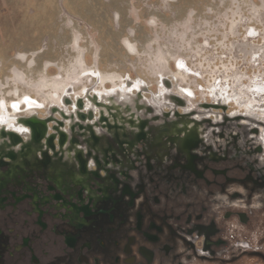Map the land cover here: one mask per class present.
<instances>
[{
  "label": "flooded vegetation",
  "instance_id": "af4514ba",
  "mask_svg": "<svg viewBox=\"0 0 264 264\" xmlns=\"http://www.w3.org/2000/svg\"><path fill=\"white\" fill-rule=\"evenodd\" d=\"M95 110L0 137V264H264V144Z\"/></svg>",
  "mask_w": 264,
  "mask_h": 264
},
{
  "label": "rangeland",
  "instance_id": "374dc122",
  "mask_svg": "<svg viewBox=\"0 0 264 264\" xmlns=\"http://www.w3.org/2000/svg\"><path fill=\"white\" fill-rule=\"evenodd\" d=\"M83 106L264 144V0H0L7 135Z\"/></svg>",
  "mask_w": 264,
  "mask_h": 264
},
{
  "label": "bare ground",
  "instance_id": "6f19581e",
  "mask_svg": "<svg viewBox=\"0 0 264 264\" xmlns=\"http://www.w3.org/2000/svg\"><path fill=\"white\" fill-rule=\"evenodd\" d=\"M117 89H118V88H117ZM117 89L114 87V89H112V92H113V91H116ZM104 96L107 97V100H110L109 95H105V94H104ZM104 111H105V113H107V111L105 110V107H101V108H100V112L103 114ZM116 118L118 119V121H119L120 123H122V124L125 125L124 127L127 126L129 129L132 128V125H131L128 121H126L127 118H123L120 114H118V115L116 116ZM137 120H139V119H137ZM186 122H188V123L181 122V123L178 124V125H184V126H185V129L187 128V130L185 131V133H186L188 130H190V129L192 128V125H193L192 123H193L194 121H186ZM139 123H140V121H136V126H135L136 129L139 128ZM183 123H185V124H183ZM3 124H4L3 122H0V136H3L4 133L7 134L6 128L4 127ZM175 125H176V124H175ZM198 127H200L199 124H198ZM177 128H178V127H175L174 130L176 131ZM6 134H5V135H6ZM131 138H132V137H130L129 139H131ZM214 159H215V158H214Z\"/></svg>",
  "mask_w": 264,
  "mask_h": 264
}]
</instances>
